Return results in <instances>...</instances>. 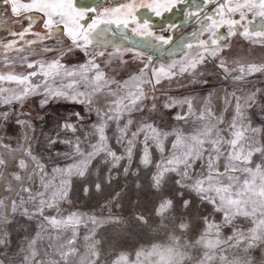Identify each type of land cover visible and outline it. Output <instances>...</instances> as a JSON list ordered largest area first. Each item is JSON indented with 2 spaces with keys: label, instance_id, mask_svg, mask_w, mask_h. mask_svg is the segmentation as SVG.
Returning a JSON list of instances; mask_svg holds the SVG:
<instances>
[{
  "label": "rangeland",
  "instance_id": "rangeland-1",
  "mask_svg": "<svg viewBox=\"0 0 264 264\" xmlns=\"http://www.w3.org/2000/svg\"><path fill=\"white\" fill-rule=\"evenodd\" d=\"M189 2L180 0L169 10L161 8L157 15L148 6L154 0H73L75 7L84 12L79 23L85 27L112 18L103 14L115 9L126 20L127 27L101 23L103 38L89 52L95 53V62L105 69L106 77L121 85L148 65L144 79L152 83L139 85L146 98L130 110L121 106L119 112L110 113L108 108L115 98L108 89L91 95L90 103L86 97H80L84 103L54 98L42 106L44 94L40 89L17 100L16 95L25 85L0 81V159L5 162L0 165V239L5 241L0 244V262L36 264L42 259L43 264H264V225L257 227L264 219L260 215L264 212V197L258 195L264 188V72L240 81L233 79L238 73L231 72L234 61L264 65V37L253 35L264 32V17L246 13V19L234 29L222 25L211 37L207 31L211 22L206 17L219 20L221 5L228 0H197L195 6ZM243 2L232 0V4ZM128 4L134 5L131 16L124 7ZM10 9L7 3H0V75H28L37 70L28 68V63L53 60H59L68 70H78L92 58L75 47L67 52L72 42L61 28L57 36L40 41L37 34H46L42 16L16 17ZM228 15L240 20L239 11ZM245 29L247 37L242 34ZM20 32H25L24 40L6 47L18 39L13 33ZM160 36L169 43L159 41ZM210 37L218 41L213 46L220 49L217 55L205 53L204 61L190 68L197 53L204 51L199 42ZM28 41L35 43L29 45ZM189 43L191 48L186 46ZM45 47L51 50L44 51ZM101 51L103 56L99 55ZM221 59L226 61L228 73L219 66ZM169 66L173 74L161 76L160 83L155 84L152 68ZM181 67L187 71L181 72ZM78 78L50 79L49 83L56 88ZM42 80L40 75L30 78L32 84ZM109 88L120 96L128 91L118 89L116 84ZM248 96H254V102L246 104ZM166 103L172 106L165 108ZM234 122V131L242 132L245 138L241 141L245 152L249 147L253 149L251 163L232 161L238 170H230L227 156L232 149L224 143L234 138L230 127ZM65 124H72L75 131ZM206 127H211L212 133L205 137L202 155L191 161V168L168 163L183 158L195 143L191 138ZM177 137L183 140L174 149ZM211 140L220 141L215 145L220 148L218 158L213 143L208 142ZM109 152L121 158L118 163ZM21 160L24 168L19 167ZM256 165H260L259 170ZM245 167L252 172H245ZM81 170L84 176H80ZM16 175L21 181L15 180ZM245 179L249 181L247 186ZM197 180H204L206 189L231 186L230 193L244 189L242 199L247 206L243 210L251 211L255 206V215H235L231 224H225L224 212L201 199V195L216 197L215 191L197 193L192 187ZM30 185V191L24 192ZM29 196L47 200L53 206L44 207L40 214L36 201ZM216 200L219 204V197ZM168 201L171 205L161 210L160 206ZM185 201H189L187 207ZM46 217L58 221L73 217L78 223L56 228ZM205 219L219 226L218 237ZM252 228L260 237L251 242L252 247H247V240L240 245L223 243L229 236H251ZM33 239L37 241L33 249L37 255L25 260L29 255L25 249ZM216 239L221 243L208 247V242Z\"/></svg>",
  "mask_w": 264,
  "mask_h": 264
},
{
  "label": "snow or ice",
  "instance_id": "snow-or-ice-1",
  "mask_svg": "<svg viewBox=\"0 0 264 264\" xmlns=\"http://www.w3.org/2000/svg\"><path fill=\"white\" fill-rule=\"evenodd\" d=\"M0 3H9L11 6V12L14 16H19L22 13H28V12H36L42 14L43 18V27L46 29V34L43 36H40L37 34V38L40 41H43L45 39H51L59 34L60 26L63 25V32L68 36V38L72 42V47H67L65 50L67 52H71L73 50V47L82 50L86 56H91L87 63L85 65H81L78 70H68L65 68V65L60 63L59 60H53L51 62H39L38 64L34 63H28V68H35L36 71H33L29 73L28 75H15V74H9V75H0V81H9V82H15L19 85H25V87L22 88L21 93L19 95H16V99H22L23 96L28 95L30 93H35L37 89H40L42 93L44 94V99L41 101V105H45L49 102V99L54 98H63L70 100L72 102L77 103H84V99H80V97H86L89 98V103L91 95L101 92L105 89H108L111 96H113L115 99L112 100L108 111L110 113L113 112H119L121 110V106L125 110H130L131 108H134L138 105V103L142 102L143 99L146 98V95L144 91H142L139 87L141 83H152V80H146L144 79L146 75V70L148 68V65L145 64V67L141 69L140 74L138 76H132L130 77L129 81H125L123 85L119 84L117 81L106 77V71L102 67L100 63L95 62V53L89 52V48H95L97 43L100 39L103 38V33L100 30V24H116L117 26L123 25L124 27H127V22L125 19L121 18L119 15L120 10L115 9L112 12H105L103 15L105 17H112L109 19H103L100 21H93L92 24L85 27L84 25L80 24L79 21L84 18V12L78 10L73 0H0ZM153 9V11L156 12L157 15H160V9L163 8L165 10H169L170 7H174L175 3L174 0H154V3L151 5H148ZM125 8L129 9V12L127 13L128 16H131V9L134 7L133 4H128L124 6ZM239 11L240 14V20H233L230 15V13H235ZM220 12L222 13L220 15L219 20L212 16L206 17L208 21L211 23L209 24L207 31L211 33V37H215L216 33L220 26L222 25H228L230 31L234 29L238 24L241 23V21H244L246 19V13H254L258 14L261 17H264V0H244L243 3H236L232 4V0H228L227 4L221 5ZM144 28L147 29V22H144ZM201 31H204V29H201ZM233 34H235L233 32ZM244 36H248L249 32L247 29L244 30L242 33ZM18 39L15 41L10 42L6 45V47L12 48L16 44L19 43V41H23L25 37V32L20 33H13ZM148 35L151 36V33L148 32ZM195 35V33H193ZM253 35L264 37V32H256L253 33ZM210 37L209 40H203L200 41V47L204 50L202 52L197 53V56L194 60H192L189 63V67L195 69L197 64L202 63L205 59V53H207L210 57H215L220 50L219 47H213L214 45L218 44V41L216 39H212ZM159 41H161L163 44H168L169 40L163 36H160L157 38ZM29 45L35 43V41H28ZM188 48L192 47V44L186 45ZM51 49L45 47L44 51H50ZM31 51V49H29ZM100 56L104 55V52L101 51L99 53ZM23 59V57H22ZM234 66L231 68V72L238 73L233 77L234 80L240 81L243 80L245 76L251 75L256 72H264V65H256V64H250L240 61H234ZM225 73L229 72V68L226 66V61L221 59L220 65H219ZM171 67L169 66L168 69H165L164 67L155 68L153 67L151 70L152 77L155 78V84L160 83V77L161 76H170L173 73H171ZM181 72L187 71L186 68L181 67ZM91 73V75H89ZM37 75H40L43 77V80L39 84H32L30 81L31 77H35ZM79 77L78 79H74L70 81L67 84H61V86L53 88L51 84L49 83V80L51 79L52 82H55L57 78H60L63 80L65 77ZM116 84L117 88H127L128 91L123 95H118L117 91H113L109 88V85ZM131 84V86H130ZM83 87L84 91H80L79 89ZM127 101V103H125ZM254 102V96H248L245 98V103ZM175 103V102H173ZM114 105V107H113ZM172 106V103H166L164 104L165 108H169ZM153 108H155V105H153ZM189 112L192 111V105L189 102L188 103ZM240 104H239V98L237 103V115L239 117ZM139 110V109H137ZM76 117L79 118V113H75ZM109 119H112V116L108 117ZM182 119L183 117H178ZM201 119H204V115L201 114ZM128 123H131V120L128 121ZM66 128L72 129V124H65ZM153 133H156V129L152 128L151 125L148 126ZM232 131V135L234 136L233 139L224 141V143L230 145L232 151L229 152V155L227 156V160L229 161L230 170H238L237 165L233 164L232 161H240L241 165L251 163L250 157L253 153V149L251 147L248 148V150L245 152V146L241 141H243L245 138L242 134V132H236L234 131L236 128L235 122L230 126ZM99 131L101 133L100 139L103 141L105 137L103 136V127L101 126L99 128ZM255 131V129L253 130ZM212 133L211 127H206L203 129L198 136H193L191 139L195 142L189 150L184 154L183 158H174L170 159L168 161L169 164L175 163H182L185 165L186 168L192 167V162L195 159L199 158L202 155V146L206 142L205 137L210 136ZM137 135V133H133V136ZM183 138L177 137L176 143L173 144V148H177L178 145L181 144ZM213 143L214 145V151L218 154L220 151V148L215 147V145L220 144L219 140H211L208 141ZM131 143V141L129 142ZM7 147V146H6ZM77 151H79V147L77 145ZM255 151H260V149H255ZM241 153H244L243 156ZM31 155V153H29ZM93 154H89V157H91ZM109 156L113 157L115 162H119L121 159L120 157L116 156L114 152H109ZM35 159V157H33ZM5 162L0 159V165L4 164ZM86 163V162H85ZM143 163H148L147 159V148H145V158L143 160ZM20 168H24L25 164L24 161L21 160L19 164ZM209 169L211 170L213 165L210 162L208 165ZM256 169H260V165H256ZM42 170V168H41ZM172 171H175L176 169H171ZM245 172H252L251 168H244ZM218 171V169H217ZM80 176H84V171L81 170L79 172ZM184 176H187V173H184ZM190 178V177H188ZM210 180L211 177H208ZM231 179V178H230ZM15 180L21 181V177L19 175L15 176ZM160 177L156 178L157 184H159ZM177 183H180L177 181ZM204 180H197L195 184L192 186L193 190L197 193L203 194L205 192L209 191H215L216 197H219V204H217L216 197L213 196H207V195H201V199L208 200L209 203H212L216 205V211H223L224 212V223L225 224H231L232 223V217L235 215H243L245 217L254 216L257 209L255 206L252 207L251 211H244L243 209L247 206V202L242 199V193L245 191L242 189L241 191H234L230 193V187H216L212 188L209 186V188L204 187ZM244 185L247 186L249 184V181L245 179L243 181ZM97 189H99V185L96 186ZM31 188V185L28 188H24V192H29ZM87 191V189L85 190ZM40 196H43L44 193H40ZM259 196L264 197V188L260 190L258 193ZM235 196L236 198H233ZM23 199V198H22ZM28 199L35 200L36 201V208L37 211L42 214L44 207L51 208L53 205L49 203L47 200L44 199H37V197L29 196ZM14 206L16 202H13ZM171 201L166 202V204H162L160 206V209L163 210L166 206H170ZM189 205V201L184 202V206L187 207ZM261 207H264V205H261ZM235 208V212L232 211V209ZM27 211V210H25ZM261 216H264V212H260ZM49 224L56 228H60L62 226L66 227L70 224L78 223L73 217H69L67 221H58L55 217L52 218H45ZM255 222V221H254ZM205 223L208 224L209 228H215L216 229V235L219 236L220 228L218 225H215L213 223H210L207 219H205ZM261 225H264V219H261L259 223L257 224V227H260ZM181 227H184L181 225ZM41 228L43 229V225H41ZM252 235L249 237L239 236L235 239H233V236H229L227 241H223V243H230L235 245H240L242 242H245L247 240V247H252V241H255L257 239H260L259 236L256 235V228L250 229ZM40 234L37 233V236ZM203 239V237L201 238ZM36 240L33 239L29 245L28 248L25 249V251L29 252L28 256H25V260L35 259L37 253L34 251V246L36 245ZM200 241H198L199 243ZM71 243V241H70ZM221 243V240L216 239L214 241L208 242V247H212L214 245H219ZM0 244H5V241L3 239H0ZM171 251V250H169ZM62 255H66L65 253H62ZM121 260L125 259L124 257L120 258ZM0 264H3V262H0ZM36 264H43V260L36 261ZM119 264V262H117Z\"/></svg>",
  "mask_w": 264,
  "mask_h": 264
},
{
  "label": "crops",
  "instance_id": "crops-1",
  "mask_svg": "<svg viewBox=\"0 0 264 264\" xmlns=\"http://www.w3.org/2000/svg\"><path fill=\"white\" fill-rule=\"evenodd\" d=\"M147 1V3H149L150 2V0H146ZM178 1H180V0H174V3H176V5H178L177 4V2ZM182 2H185L186 0H181ZM190 2L189 3H194V6L196 5V3H197V0H189ZM201 1V0H200ZM210 1V0H209ZM204 2V1H203ZM193 6V7H194Z\"/></svg>",
  "mask_w": 264,
  "mask_h": 264
},
{
  "label": "trees",
  "instance_id": "trees-1",
  "mask_svg": "<svg viewBox=\"0 0 264 264\" xmlns=\"http://www.w3.org/2000/svg\"><path fill=\"white\" fill-rule=\"evenodd\" d=\"M30 14H39L40 15V13H36V12H28V13H22L21 15H19L20 17H25V16H27V15H30ZM87 27V26H86ZM148 48V47H147Z\"/></svg>",
  "mask_w": 264,
  "mask_h": 264
},
{
  "label": "flooded vegetation",
  "instance_id": "flooded-vegetation-1",
  "mask_svg": "<svg viewBox=\"0 0 264 264\" xmlns=\"http://www.w3.org/2000/svg\"><path fill=\"white\" fill-rule=\"evenodd\" d=\"M8 4V7H10L11 8V6H10V4L9 3H7ZM11 10V9H10ZM41 16H42V14H40ZM16 17H19V16H16ZM90 24H92V22L90 23ZM89 24V25H90ZM88 26V25H87ZM111 26V25H110ZM112 27V26H111ZM61 29H62V31H63V27H60ZM157 47V46H156Z\"/></svg>",
  "mask_w": 264,
  "mask_h": 264
}]
</instances>
